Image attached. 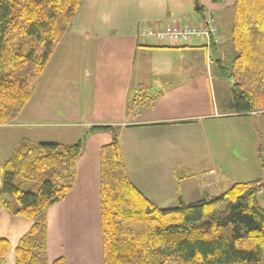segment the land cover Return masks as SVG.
<instances>
[{
  "label": "crops",
  "instance_id": "1",
  "mask_svg": "<svg viewBox=\"0 0 264 264\" xmlns=\"http://www.w3.org/2000/svg\"><path fill=\"white\" fill-rule=\"evenodd\" d=\"M235 3L198 0L193 8L191 0L83 1L28 104L13 124L0 127L1 162L24 139L65 146L85 139L73 188L46 212L48 264H103L100 152L112 138L89 135L95 126L118 128L130 183L160 210L252 182L262 187L257 202L264 209V106L233 111L231 84L215 65L227 66L232 57L226 55L232 54ZM204 16L218 29L217 62L202 41L157 44L140 36L146 29L197 27ZM72 127L86 131L58 132ZM35 128L57 136L33 137L28 130ZM32 225L0 205V240L9 245L2 264H15L16 247Z\"/></svg>",
  "mask_w": 264,
  "mask_h": 264
},
{
  "label": "trees",
  "instance_id": "2",
  "mask_svg": "<svg viewBox=\"0 0 264 264\" xmlns=\"http://www.w3.org/2000/svg\"><path fill=\"white\" fill-rule=\"evenodd\" d=\"M83 1L0 0V127L13 124L28 104ZM229 45L230 63L215 65L231 84L233 111L245 114L264 106V0H236ZM117 132L111 126L88 132L112 138L100 152L103 264H264L259 182L234 184L193 204L178 199L177 208L160 210L130 183ZM84 141L24 139L0 161L2 209L33 223L16 247L15 264H48L46 212L73 188ZM8 249L0 240V264Z\"/></svg>",
  "mask_w": 264,
  "mask_h": 264
},
{
  "label": "built area",
  "instance_id": "3",
  "mask_svg": "<svg viewBox=\"0 0 264 264\" xmlns=\"http://www.w3.org/2000/svg\"><path fill=\"white\" fill-rule=\"evenodd\" d=\"M140 36L152 39L157 44L169 41L171 44L177 45L182 41L189 42L192 40L204 42L207 48H210L211 44H215L216 46L220 44L217 26L210 16H206L197 27L192 25H175L165 30L146 29L140 32Z\"/></svg>",
  "mask_w": 264,
  "mask_h": 264
},
{
  "label": "rangeland",
  "instance_id": "4",
  "mask_svg": "<svg viewBox=\"0 0 264 264\" xmlns=\"http://www.w3.org/2000/svg\"><path fill=\"white\" fill-rule=\"evenodd\" d=\"M193 8H195V5H193ZM216 50V49H215ZM214 52H216L217 53V51H214ZM232 54L230 53V54H228V55H226V57L227 56H231ZM225 57V58H226ZM42 78V77H41ZM41 80V79H40ZM39 80V81H40ZM41 82V81H40ZM44 82L45 81H42V83L40 84L41 85V88H42V86H43V84H44ZM39 83V82H38ZM37 87V86H36ZM36 100V99H35ZM35 102V101H34ZM36 124H38V123H36ZM50 128H52V127H50ZM58 128H65V127H57V128H55V129H58ZM53 129H45V128H35V129H29L28 130V132L30 133V135H32L33 137H41L42 135H45V136H48V138L49 137H56L57 136V132H56V130H53ZM65 130H71L72 132H74L75 134H78V135H81L82 134V132H84V131H86L85 129H83V128H79V127H72L71 129H59V131L58 132H66ZM68 132H70V131H68Z\"/></svg>",
  "mask_w": 264,
  "mask_h": 264
},
{
  "label": "water",
  "instance_id": "5",
  "mask_svg": "<svg viewBox=\"0 0 264 264\" xmlns=\"http://www.w3.org/2000/svg\"><path fill=\"white\" fill-rule=\"evenodd\" d=\"M195 6L197 7V4H195ZM212 57H213L215 62H217L219 60V55L216 52L212 53Z\"/></svg>",
  "mask_w": 264,
  "mask_h": 264
}]
</instances>
